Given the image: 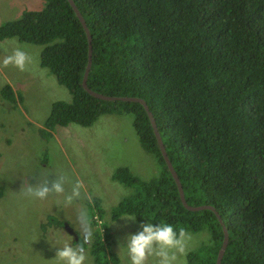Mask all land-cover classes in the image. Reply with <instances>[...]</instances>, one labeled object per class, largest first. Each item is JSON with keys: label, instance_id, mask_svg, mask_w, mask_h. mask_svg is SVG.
<instances>
[{"label": "trees", "instance_id": "obj_1", "mask_svg": "<svg viewBox=\"0 0 264 264\" xmlns=\"http://www.w3.org/2000/svg\"><path fill=\"white\" fill-rule=\"evenodd\" d=\"M74 1L92 34L89 87L148 103L188 203L214 206L229 230L222 264H264V0ZM44 2L0 25V40L43 45L41 65L70 91L71 101L52 103L46 125L91 126L103 114H132L161 172L148 182L117 169L113 179L135 191L112 218L128 214L188 232L208 230L212 242L190 252L188 261L216 264L224 239L216 213L183 205L143 104L99 99L84 89V26L68 0ZM2 93L22 99L9 84ZM95 204L102 216L100 201ZM105 242L96 233L90 248L96 264H118L115 253H102Z\"/></svg>", "mask_w": 264, "mask_h": 264}, {"label": "rangeland", "instance_id": "obj_2", "mask_svg": "<svg viewBox=\"0 0 264 264\" xmlns=\"http://www.w3.org/2000/svg\"><path fill=\"white\" fill-rule=\"evenodd\" d=\"M44 6V0H0V25L22 17L25 10ZM16 47L24 48L33 60L23 72L0 64V264H52L58 246L54 248L51 241L74 246L83 242L78 221L82 209L88 214L87 227L92 233L83 246L86 264H96L90 251L96 233L106 241L103 254L115 253L118 264H128L126 252L118 255V244H126L125 236L139 231L140 224L147 221L112 218L118 203L135 191L114 180L113 175L119 168H128L149 182L160 176L161 165L143 147L130 113L103 114L91 126L72 123L50 129L46 121L52 103L71 101L72 95L41 65L43 45L17 38L0 40V61ZM6 84L22 99H5L2 89ZM56 174L67 175L72 182L80 180L84 185L82 198L65 203L71 183L65 184V194L53 193L43 200L21 191L23 185L43 183L49 176L55 179ZM95 199L100 201L102 216ZM189 233L192 239L180 264H189L190 252L212 242L208 230Z\"/></svg>", "mask_w": 264, "mask_h": 264}, {"label": "clouds", "instance_id": "obj_3", "mask_svg": "<svg viewBox=\"0 0 264 264\" xmlns=\"http://www.w3.org/2000/svg\"><path fill=\"white\" fill-rule=\"evenodd\" d=\"M32 56L22 47H16L11 54L5 55L0 61L4 68L15 67L19 71H26L28 65L32 63ZM47 178L43 183L32 185L31 183L21 191L25 196L46 199L50 194H65V184L71 183V191L65 195V203L72 204L74 201L82 198V189L84 187L80 180L70 181L67 175L56 174L55 179ZM127 222H134L136 216H122ZM147 220V219H146ZM78 221L81 225V239L83 242H89L91 231L87 225L89 223L88 214L85 210H80ZM140 230L136 233H129L125 236L126 244L119 243L118 248L126 252L128 264H180V259L186 256L189 242L192 239L191 234L183 227H174L170 223H153L147 220L140 224ZM54 248H57L55 257L51 259L52 264H86L88 259L81 241L75 246L69 242L62 245L58 241H51Z\"/></svg>", "mask_w": 264, "mask_h": 264}, {"label": "water", "instance_id": "obj_4", "mask_svg": "<svg viewBox=\"0 0 264 264\" xmlns=\"http://www.w3.org/2000/svg\"><path fill=\"white\" fill-rule=\"evenodd\" d=\"M71 4V6L73 7L74 11L76 12L77 16L79 17L82 25L84 26V29L86 31V34H87V37H88V41H89V60H88V65H87V68H86V71H85V74H84V77H83V87L84 89L89 92L91 95H93L94 97L96 98H99V99H103V100H112V101H115V100H121V101H128V102H138V103H141L144 105L147 113H148V116L150 118V121L152 123V126H153V129H154V133L156 135V139L158 141V144L160 146V149H161V152H162V155L164 157V160L168 166V169L170 170V172L172 173V176L173 178L175 179V182L178 186V190H179V194H180V198H181V201L183 203V205L188 209V210H191V211H199V210H204V209H210V210H213L222 227H223V231H224V239H223V243L221 245V248L219 249V252H218V257H217V260H216V264H222V260H223V257L225 255V252H226V249L228 247V244H229V241H230V236H229V230L227 228V226L225 225L221 215L219 214V212L216 210V208L214 206H211V205H199V206H193V205H190L186 199V195H185V191H184V186L182 184V181L169 157V154L167 152V149H166V146H165V143L163 141V138H162V135L160 133V130H159V127L157 125V121L155 119V116L153 115V112L150 110V107L148 105V103L140 98V97H133V96H111V95H105V94H102V93H99V92H96L94 91L93 89H91L88 85V76H89V72L91 70V67H92V62H93V44H92V34L89 30V27L86 23V20L83 16V14L81 13V11L79 10L78 6L76 5L75 1L74 0H68Z\"/></svg>", "mask_w": 264, "mask_h": 264}, {"label": "flooded vegetation", "instance_id": "obj_5", "mask_svg": "<svg viewBox=\"0 0 264 264\" xmlns=\"http://www.w3.org/2000/svg\"><path fill=\"white\" fill-rule=\"evenodd\" d=\"M64 226H67V225L64 224Z\"/></svg>", "mask_w": 264, "mask_h": 264}]
</instances>
